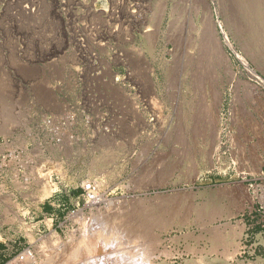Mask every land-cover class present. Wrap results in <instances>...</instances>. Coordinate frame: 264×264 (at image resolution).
Instances as JSON below:
<instances>
[{
    "label": "rangeland",
    "instance_id": "374dc122",
    "mask_svg": "<svg viewBox=\"0 0 264 264\" xmlns=\"http://www.w3.org/2000/svg\"><path fill=\"white\" fill-rule=\"evenodd\" d=\"M80 104L108 133L96 138L79 115V141L48 145L41 116L79 114ZM6 140L39 150L61 206L46 201L26 225L8 222L0 264L30 243L41 264L102 253L113 264H264V0H0ZM87 180L102 203L69 216ZM160 199L172 202L151 214ZM142 205L151 218L141 221ZM122 213L128 226L107 221Z\"/></svg>",
    "mask_w": 264,
    "mask_h": 264
},
{
    "label": "built area",
    "instance_id": "2783aa9c",
    "mask_svg": "<svg viewBox=\"0 0 264 264\" xmlns=\"http://www.w3.org/2000/svg\"><path fill=\"white\" fill-rule=\"evenodd\" d=\"M81 48L84 49L86 40L77 39ZM92 56L95 60H100L97 54ZM99 77V73H96ZM81 113L76 114L69 110L66 113L42 115L38 120L39 128L43 133L48 145L65 146L67 143L79 141L81 136L75 134L74 127L79 124L78 117L82 118V124L86 127H97L93 135L98 138L99 135L108 133L109 123L105 122L103 116L91 105L80 104ZM94 111H97L95 113ZM111 126V125H110ZM3 129V128H2ZM11 132V128H8ZM11 141L6 140L5 144H0V236L3 238L1 229L6 224L14 222L16 224L26 225L27 222L33 221L37 215V210L46 201L53 208L60 207V201L57 200L59 193L57 184L54 183L49 168L42 166L39 160V150H30L24 147L10 146ZM50 145V146H51ZM262 163V162H261ZM264 174V172H263ZM51 182L55 184L56 190L49 197L42 201L40 193ZM102 203V195H100V185L93 180L84 181L81 185V194L78 197L75 212L69 214L73 216L83 211L89 206H100ZM28 208L27 214L25 210ZM49 216V215H48ZM52 217V216H51ZM47 215H45V219ZM47 220V219H46ZM50 220V219H48ZM51 221V220H50ZM53 221V220H52ZM22 225V226H23ZM250 237L244 236L243 241L248 242ZM8 245H6L7 247ZM258 244H254V251L258 249ZM62 248V247H61ZM91 262L85 264H113L107 263L105 253L92 258ZM40 252L34 243L28 244L21 252L17 254L15 259L10 260L7 264H41Z\"/></svg>",
    "mask_w": 264,
    "mask_h": 264
},
{
    "label": "bare ground",
    "instance_id": "6f19581e",
    "mask_svg": "<svg viewBox=\"0 0 264 264\" xmlns=\"http://www.w3.org/2000/svg\"><path fill=\"white\" fill-rule=\"evenodd\" d=\"M47 11V10H46ZM181 13V12H180ZM182 14V13H181ZM179 17V16H178ZM53 20V19H52ZM39 21V20H38ZM209 22V21H208ZM45 23V22H44ZM39 24V23H38ZM42 24V23H41ZM184 24V23H183ZM206 24V23H205ZM212 24V23H211ZM208 24H206V26H207ZM205 26V25H204ZM209 26V25H208ZM182 28V27H181ZM191 28H192V26H191ZM205 28V27H204ZM193 29V28H192ZM210 29H211V27H210ZM212 32V31H211ZM185 33V32H184ZM210 33V32H209ZM213 34V33H212ZM54 36V35H53ZM151 36V35H150ZM208 36H209V34H208ZM213 36H214V34H213ZM206 37V36H205ZM205 37H202V38H205ZM212 37V35L210 36V38ZM147 39H149V38H147ZM151 39H153V38H151ZM216 39V38H215ZM61 42V41H60ZM153 42V41H152ZM55 43V42H54ZM191 43V42H190ZM200 44V43H199ZM216 44V43H215ZM190 46V45H189ZM59 47V46H58ZM199 48V47H198ZM208 48V47H207ZM216 48H217V44H216ZM215 48V49H216ZM201 49V48H200ZM214 49V48H213ZM207 50V49H206ZM198 52V51H197ZM180 53V52H179ZM209 53V52H208ZM211 53V52H210ZM209 53V54H210ZM218 53H220V52H218ZM192 55V54H191ZM208 55V54H207ZM204 56V55H203ZM218 56H220V55H218ZM210 57V56H209ZM222 57V56H221ZM207 58V57H206ZM218 59V58H217ZM208 61V60H207ZM202 62V61H201ZM200 62V63H201ZM209 63H210V60H209ZM209 63H208V66H209ZM212 63V62H211ZM203 64V63H202ZM200 65V64H199ZM204 65V64H203ZM201 66V65H200ZM205 66V65H204ZM213 67V66H212ZM211 67V68H212ZM196 68H197V66H196ZM200 68V67H199ZM201 69V68H200ZM197 70V69H196ZM206 70V69H205ZM208 70V69H207ZM57 71V70H56ZM197 72H198V70H197ZM206 72V71H205ZM205 72H203V74L205 73ZM209 72H211V71H209ZM208 72V73H209ZM60 73V72H59ZM201 73V72H200ZM202 74V75H203ZM210 74V73H209ZM193 75V74H192ZM206 74H204V76H205ZM58 76V75H57ZM194 77V76H193ZM199 81V80H198ZM199 84H200V82H199ZM200 87V86H199ZM200 89H202V88H200ZM204 92V91H203ZM201 94V93H200ZM205 95V94H204ZM204 100V99H203ZM206 100V99H205ZM206 106V105H205ZM203 107V106H202ZM5 108H6V106H5ZM8 108V107H7ZM196 108V107H195ZM199 109V108H198ZM7 109H5V110H3L4 111V113H3V116H4V118H5V116H7V115H9L10 114V112H8V110L6 111ZM158 110V109H157ZM205 110V109H204ZM198 111V110H197ZM200 112V111H199ZM9 113V114H8ZM158 113V112H157ZM197 114V113H196ZM160 115V114H159ZM205 115V114H204ZM202 116H203V114H202ZM11 117V116H10ZM195 116L193 115V118H194ZM198 117V116H197ZM204 117V116H203ZM211 121V120H210ZM198 122V121H197ZM203 122V121H202ZM110 123V122H109ZM210 123V122H209ZM144 124V123H143ZM195 125H196V122H195ZM205 125V124H204ZM206 126H207V124H206ZM5 127V126H4ZM205 127V126H204ZM194 129V128H193ZM195 130V129H194ZM102 137V136H101ZM100 160V159H99ZM98 159H96V160H93V162H92V164H91V166H90V168H88V170L91 172V173H94V172H100V170H101V168H102V164H101V162L99 161ZM179 194V193H178ZM177 199V198H176ZM40 200H43V198L42 199H40ZM175 199H173V201H174ZM170 201V200H169ZM172 202V201H171ZM171 202H168V200H162V199H160V201H158L156 204H155V207L154 208H150L149 210H150V213L151 214H155L157 211H160L161 210V208H163V207H165V206H168V203H171ZM173 204V203H172ZM177 204V203H176ZM178 205V204H177ZM131 206H133V205H131ZM151 206V205H150ZM171 206V205H170ZM173 206V205H172ZM179 206V205H178ZM131 208V207H130ZM134 208V207H133ZM141 208V209H140ZM140 208L138 209V207H136V209H134V212L135 211H137L138 212V214H137V212H135L136 213V216L135 217H139V219L142 221V220H146L147 219V216H148V218H151V215L149 216V214H148V212H149V210H146V208L144 207L143 208V205H142V207L140 206ZM167 208H172V207H167ZM111 209V208H110ZM115 209V208H114ZM127 209H129V208H127ZM165 209H166V207H165ZM169 210V209H168ZM173 210H175L174 208H173ZM114 211V210H113ZM112 211V212H113ZM129 211H131L130 209H129ZM129 211H128V213H129ZM211 211V210H210ZM134 212H131V213H134ZM161 212V211H160ZM111 213V212H110ZM113 214H114V212H113ZM124 214V216H126L127 217V214H125V213H122L121 214V217L119 218V217H117L118 215H120V214H118L117 216H115V217H113L112 216V214H111V216H109V218H107V221L109 220L110 222H113V224H114V226H115V222L117 223V224H122V226L123 225H125L126 226V222H125V220L123 219V218H125L124 216H122ZM130 214V213H129ZM108 215V214H107ZM115 215H116V213H115ZM130 215H132V214H130ZM135 215V214H134ZM105 217V216H104ZM129 217V216H128ZM132 217V216H131ZM134 217V216H133ZM135 217H134V219H135ZM138 217H137V219H138ZM153 218V217H152ZM106 219V218H105ZM131 219H133V218H130L129 220H131ZM136 219V220H137ZM105 221V220H104ZM107 221H105V222H107ZM108 221V222H109ZM126 221H128V220H126ZM132 221V220H131ZM109 222V223H110ZM146 221H144V223H145ZM108 223V224H109ZM141 223V222H140ZM139 222L138 223H136V224H139V226L141 225L142 226V224H140ZM143 223V222H142ZM110 225V224H109ZM146 225V224H145ZM111 226H112V223H111ZM121 226V225H120ZM119 226V227H120ZM122 226H121V229H122ZM124 226V227H125ZM127 226H128V224H127ZM138 226V225H137ZM139 227V228H142L143 226H144V224H143V226L142 227ZM147 226V225H146ZM146 226H144V227H146ZM232 226V225H231ZM143 227V228H144ZM163 227H164V225H163ZM112 228H113V226H112ZM112 228H109L108 229V231L111 229V230H113ZM241 228V227H240ZM107 229V228H106ZM105 229V231L106 232H108L107 230ZM118 229H120V228H118ZM217 229H219V228H217ZM237 230V229H236ZM235 230V231H236ZM104 231V232H105ZM114 231V230H113ZM222 231V230H221ZM243 231H244V228H241V233L240 234H243ZM123 232V231H122ZM220 232V231H219ZM111 233H112V231H111ZM216 234H219V233H216ZM107 235H110V234H107ZM215 235V234H214ZM221 236H223L222 234H220ZM114 236H116L115 234H114ZM110 237H111V235H110ZM104 238V237H103ZM113 238V237H112ZM217 238V237H216ZM214 239V238H213ZM223 239V238H222ZM220 240V239H219ZM110 241V240H109ZM108 241V242H109ZM112 242V241H111ZM221 242H222V240H221ZM220 243V242H219ZM101 245H99V246H101V249L102 250H104V247H106V246H104V244H102V243H100ZM108 244H110V242L108 243ZM107 244V245H108ZM112 245H113V242L111 243ZM215 244V243H214ZM223 245V244H222ZM98 246V247H99ZM96 247V246H95ZM109 246H107V248H106V250L107 249H112L111 248V246L108 248ZM114 247H116V245L114 246ZM217 247V246H216ZM100 248V247H99ZM101 249H100V251H101ZM114 249V248H113ZM234 250V249H233ZM236 250V249H235ZM234 250V251H235ZM115 252V251H114ZM127 258V257H126ZM137 264V263H136Z\"/></svg>",
    "mask_w": 264,
    "mask_h": 264
}]
</instances>
